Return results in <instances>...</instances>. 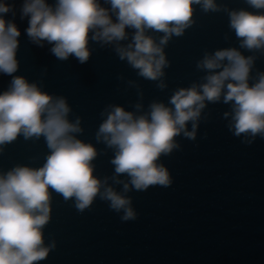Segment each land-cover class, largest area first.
I'll return each instance as SVG.
<instances>
[{"label": "clouds", "instance_id": "9594fccd", "mask_svg": "<svg viewBox=\"0 0 264 264\" xmlns=\"http://www.w3.org/2000/svg\"><path fill=\"white\" fill-rule=\"evenodd\" d=\"M106 3L110 7L102 6L100 0H23L20 15L28 18L25 31L29 39L41 47L44 42L50 44L58 59L74 56L85 63L91 55L90 41L115 43L120 59H126L149 80L164 75L168 62L162 45L192 26L194 5H200L205 13L226 11L239 47L206 54L197 65L208 73L205 82L178 89L168 105L154 102L141 115L110 106L96 141L114 150L110 161L114 174L101 178L93 163L101 153L78 138L84 129L80 118L69 119L72 109L66 98L14 75L20 67L17 52L22 33L14 20L5 18L10 12L15 15V4L0 0V73L12 77L8 89L0 93V154L21 135L25 140L43 137L49 149L39 168L18 164L0 171V264H38L55 249V242L46 245L44 232L52 218L53 193L66 202L73 200L79 212L99 198L121 214V221L136 220L129 193L171 186V174L159 161L179 147L176 138L181 133L195 139V122L206 103H230L231 111L225 114L231 116L230 130L237 137L245 136V142L264 137V72L253 80L257 56L241 51L264 55V0H246L255 11L229 10L216 0ZM128 29L133 30L131 42L123 45L120 42L128 39ZM150 31L164 33L159 43ZM189 122H193L191 132L187 131Z\"/></svg>", "mask_w": 264, "mask_h": 264}, {"label": "water", "instance_id": "95a60500", "mask_svg": "<svg viewBox=\"0 0 264 264\" xmlns=\"http://www.w3.org/2000/svg\"><path fill=\"white\" fill-rule=\"evenodd\" d=\"M7 2L15 4V15L10 12L5 18L14 20L22 33L17 52L20 67L14 75L66 98L72 109L69 119L80 118L84 129L78 138L101 153L93 162L101 178L114 174L110 163L114 150L96 141L110 106L141 115L154 102L168 105L178 89L205 82L208 73L197 65L206 54L239 47L226 11L205 13L194 5L192 26L162 45L168 62L164 75L149 80L120 59L115 43L90 41L91 55L85 63L74 56L58 59L50 44L44 42L41 47L27 36L28 18L20 15L23 0ZM100 2L110 7L106 0ZM216 2L229 10L255 11L246 0ZM127 31L123 45L131 42L133 30ZM148 34L157 43L164 35ZM241 51L257 56L254 80L264 72V55ZM11 79L0 73V93L8 89ZM230 111V103H206L195 122V139L181 133L176 138L179 147L159 161L171 174V186L129 193L137 213L134 221H121V214L99 198L79 212L73 200L66 202L53 193L52 218L44 232L46 245L55 242L56 247L38 264H264V137L247 143L245 136H235L229 127L231 116L225 115ZM192 124L187 131H193ZM48 154L43 137L25 140L21 135L0 154V171L18 164L39 168Z\"/></svg>", "mask_w": 264, "mask_h": 264}]
</instances>
